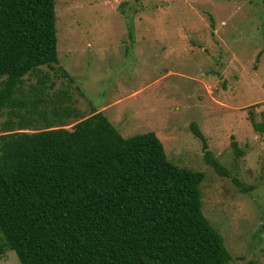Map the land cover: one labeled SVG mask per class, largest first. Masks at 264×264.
Segmentation results:
<instances>
[{"label": "rangeland", "instance_id": "obj_1", "mask_svg": "<svg viewBox=\"0 0 264 264\" xmlns=\"http://www.w3.org/2000/svg\"><path fill=\"white\" fill-rule=\"evenodd\" d=\"M55 1L59 62L27 75L24 91L45 79L50 98L66 92L78 114L58 125L69 130L103 112L125 138L156 133L171 163L205 173L203 214L231 264H264V134L249 119L264 121V0ZM0 264L20 261L6 250Z\"/></svg>", "mask_w": 264, "mask_h": 264}, {"label": "trees", "instance_id": "obj_2", "mask_svg": "<svg viewBox=\"0 0 264 264\" xmlns=\"http://www.w3.org/2000/svg\"><path fill=\"white\" fill-rule=\"evenodd\" d=\"M55 6L0 0V118L8 117L0 136V256L11 250L20 264H231L203 214L204 172L171 163L154 132L123 137L103 112L71 130L58 125L78 112L66 92L50 98L45 79L24 91L27 75L59 62ZM249 119L264 134V121ZM38 121L46 127L26 132ZM191 129L207 165L227 177L203 133Z\"/></svg>", "mask_w": 264, "mask_h": 264}]
</instances>
